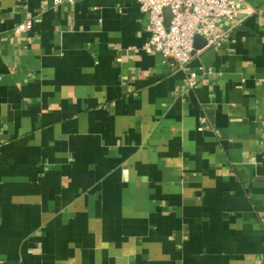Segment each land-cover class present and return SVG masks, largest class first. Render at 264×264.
Masks as SVG:
<instances>
[{"label": "crops", "instance_id": "0c3cea01", "mask_svg": "<svg viewBox=\"0 0 264 264\" xmlns=\"http://www.w3.org/2000/svg\"><path fill=\"white\" fill-rule=\"evenodd\" d=\"M236 1L189 88L136 0H0V264H264V0Z\"/></svg>", "mask_w": 264, "mask_h": 264}, {"label": "built area", "instance_id": "2783aa9c", "mask_svg": "<svg viewBox=\"0 0 264 264\" xmlns=\"http://www.w3.org/2000/svg\"><path fill=\"white\" fill-rule=\"evenodd\" d=\"M76 0H54L55 4ZM141 13L148 18L147 40L142 45L145 53L159 54L172 70L189 73L188 87L197 84V74L188 69L194 53L195 39L202 38L206 47L220 48L227 34L219 31L224 21H232L242 11L236 0H136ZM169 13V18L166 16ZM32 25L29 20L17 27L24 32Z\"/></svg>", "mask_w": 264, "mask_h": 264}, {"label": "water", "instance_id": "95a60500", "mask_svg": "<svg viewBox=\"0 0 264 264\" xmlns=\"http://www.w3.org/2000/svg\"><path fill=\"white\" fill-rule=\"evenodd\" d=\"M198 42H201L203 45H206V42H205V40H203L202 38H199V37H197L196 39H195V50L197 49L196 47V44L198 43Z\"/></svg>", "mask_w": 264, "mask_h": 264}]
</instances>
